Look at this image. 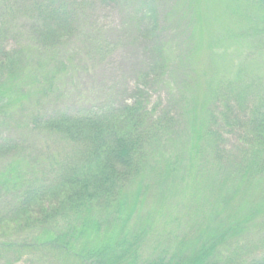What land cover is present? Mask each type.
<instances>
[{"label":"trees","instance_id":"obj_1","mask_svg":"<svg viewBox=\"0 0 264 264\" xmlns=\"http://www.w3.org/2000/svg\"><path fill=\"white\" fill-rule=\"evenodd\" d=\"M97 1L0 0V264H264V85L220 81L197 103L190 8L199 0H176L165 15L190 34L175 58L162 47L151 65L174 76L171 101L61 105L66 38L76 33L90 56L117 46L87 28ZM243 3L258 17L248 34L264 59V0ZM135 4L158 29L157 0ZM37 50L40 72L26 66ZM245 112L239 138L255 140L231 155L224 128ZM20 116L22 131L11 127ZM35 137L44 142L30 147Z\"/></svg>","mask_w":264,"mask_h":264},{"label":"rangeland","instance_id":"obj_2","mask_svg":"<svg viewBox=\"0 0 264 264\" xmlns=\"http://www.w3.org/2000/svg\"><path fill=\"white\" fill-rule=\"evenodd\" d=\"M149 1L152 0H147ZM175 1L157 0L158 12L160 17H163L162 24L157 29L152 25L149 15L145 19L135 16V0H98L90 10L87 28L101 29L103 34L105 32L110 40L117 43V46L105 55L93 51L90 56L86 50H79L81 44L76 33L73 37L66 38L68 40V42L65 40L66 47H71L68 51L73 56V61L69 63L70 69L63 72L64 95L60 104L69 108H79L112 100V103L123 105L141 96L148 98L149 106L157 104L160 100L161 103H165V100L171 101L175 89L172 82L174 76L166 71L164 74H161V71H154V66L151 65L153 58L161 53L162 47L166 50V56L171 55L175 58L178 51L177 43L183 46L184 38L190 34L186 29L179 33V28L175 26L176 20L165 15V11ZM244 5L243 0H199L193 2V8H190L191 16L195 19L193 25L196 43L193 61L196 75L193 80L196 83H191L189 91L192 90L191 93L197 103L203 100L208 103L211 92L217 90L220 81L231 80L235 84V80L248 78L251 83L264 85L263 49L259 48L261 44L256 46V41L261 39L248 34L251 32L250 26L256 24L258 17L253 14L248 17L247 11H243ZM147 10L148 4H145L144 14H147ZM139 20L142 22L139 23ZM86 48L90 49L88 46ZM39 55L40 52L35 51L26 66L40 72L42 64ZM42 63L44 64V61ZM228 94L233 98L232 103H236L237 99L233 92L230 91ZM240 117L242 120L238 119V126L224 128L226 146L232 148L234 152L231 155L236 156L245 154L243 151L248 150L254 143L256 135V133L250 135L251 144H244L245 141L240 140L239 137L244 131V127L240 126L242 122L246 124L249 115L245 112V116L240 114ZM25 118L24 116L19 122H13L11 127L22 131L23 129L16 123ZM15 131L14 133H17ZM29 139L30 147L35 141L44 142L41 137ZM176 197L174 204L179 201V195ZM180 208H175L166 215ZM157 225H163V222L159 221ZM118 229L119 226L114 229L110 235L111 239L117 235ZM5 230L7 229L0 228V235ZM40 240L44 238L41 237ZM13 264L26 263L17 261Z\"/></svg>","mask_w":264,"mask_h":264}]
</instances>
